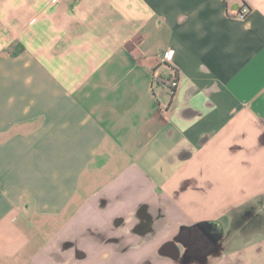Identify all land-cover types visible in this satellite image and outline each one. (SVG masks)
I'll return each instance as SVG.
<instances>
[{
    "label": "crops",
    "instance_id": "crops-1",
    "mask_svg": "<svg viewBox=\"0 0 264 264\" xmlns=\"http://www.w3.org/2000/svg\"><path fill=\"white\" fill-rule=\"evenodd\" d=\"M0 264H264V0H0Z\"/></svg>",
    "mask_w": 264,
    "mask_h": 264
},
{
    "label": "built area",
    "instance_id": "built-area-1",
    "mask_svg": "<svg viewBox=\"0 0 264 264\" xmlns=\"http://www.w3.org/2000/svg\"><path fill=\"white\" fill-rule=\"evenodd\" d=\"M249 14V9L246 5H240L238 10L231 12V16L238 20H246ZM173 50H168L163 56L164 64L168 67L169 79L166 80V85L169 92L172 94L175 89L178 87L179 80L176 71L170 67V64L173 61Z\"/></svg>",
    "mask_w": 264,
    "mask_h": 264
},
{
    "label": "flooded vegetation",
    "instance_id": "flooded-vegetation-1",
    "mask_svg": "<svg viewBox=\"0 0 264 264\" xmlns=\"http://www.w3.org/2000/svg\"><path fill=\"white\" fill-rule=\"evenodd\" d=\"M177 241L182 242L183 240L177 239ZM187 247L188 250L185 255L186 257H199L206 254L208 251H212L214 249L213 244H209V243L204 244L201 242V238H197V236H195L193 243L191 241L189 242L188 240Z\"/></svg>",
    "mask_w": 264,
    "mask_h": 264
},
{
    "label": "trees",
    "instance_id": "trees-1",
    "mask_svg": "<svg viewBox=\"0 0 264 264\" xmlns=\"http://www.w3.org/2000/svg\"><path fill=\"white\" fill-rule=\"evenodd\" d=\"M203 225L202 224H197L195 226L192 227H183L180 234L178 235L177 239L183 240L184 238L186 239V241L188 242V238H186L188 235H196L197 232L200 231L199 227Z\"/></svg>",
    "mask_w": 264,
    "mask_h": 264
},
{
    "label": "water",
    "instance_id": "water-1",
    "mask_svg": "<svg viewBox=\"0 0 264 264\" xmlns=\"http://www.w3.org/2000/svg\"><path fill=\"white\" fill-rule=\"evenodd\" d=\"M169 246H172V247L175 249L176 255L179 254V248L176 246L175 243L167 244V245L163 246V247L161 248V252H163V253L168 252V248H169Z\"/></svg>",
    "mask_w": 264,
    "mask_h": 264
}]
</instances>
